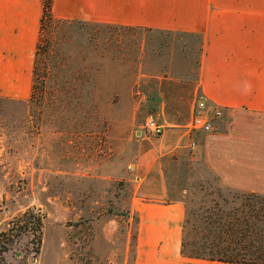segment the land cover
Here are the masks:
<instances>
[{"label": "rangeland", "instance_id": "1", "mask_svg": "<svg viewBox=\"0 0 264 264\" xmlns=\"http://www.w3.org/2000/svg\"><path fill=\"white\" fill-rule=\"evenodd\" d=\"M44 37L52 41L44 93L0 99V264H134L133 165L139 147L170 140L146 134L144 122L154 113L166 131L176 128L165 120L176 119V132H188L196 101L192 84L179 80L196 76L200 41L88 22L49 27ZM169 76L164 110L150 106V93ZM187 146L162 158L170 198L184 201L185 216L214 199L225 206L219 195L227 207L240 205L243 193L223 185L202 151Z\"/></svg>", "mask_w": 264, "mask_h": 264}, {"label": "crops", "instance_id": "2", "mask_svg": "<svg viewBox=\"0 0 264 264\" xmlns=\"http://www.w3.org/2000/svg\"><path fill=\"white\" fill-rule=\"evenodd\" d=\"M43 12L44 0H0V99L25 101L32 95ZM52 12L56 19L127 27L144 35L198 38L196 80L179 82L192 84L190 99L196 101L199 92L223 115L213 133L198 136L194 148L187 131L176 132L182 127L176 119L165 120L176 129L159 136L163 143L170 139L167 145L139 147L133 165V210L140 218L134 264H229L181 255L185 205L170 198L175 192L162 158L167 150H185L189 141L223 185L264 195V0H53ZM145 47L144 37L143 53ZM162 78L147 103L164 110L165 85L174 78Z\"/></svg>", "mask_w": 264, "mask_h": 264}, {"label": "trees", "instance_id": "3", "mask_svg": "<svg viewBox=\"0 0 264 264\" xmlns=\"http://www.w3.org/2000/svg\"><path fill=\"white\" fill-rule=\"evenodd\" d=\"M52 6L53 0H44L41 33L34 64L32 99L37 94L44 93L45 83L41 78L47 75V64L51 62L48 54L52 41L48 43L49 38L45 39L44 32H49V27L57 25L86 23L56 19ZM90 24L107 26L100 23ZM219 196L225 206H221L220 201L214 199V206L201 208L199 213L187 211L183 224L181 255L185 258L229 264H264V195L243 193L236 197L240 205L233 207H227L229 201L223 195ZM196 218L199 219L197 224ZM33 224L36 226L35 232H40L41 219H36Z\"/></svg>", "mask_w": 264, "mask_h": 264}, {"label": "built area", "instance_id": "4", "mask_svg": "<svg viewBox=\"0 0 264 264\" xmlns=\"http://www.w3.org/2000/svg\"><path fill=\"white\" fill-rule=\"evenodd\" d=\"M223 115L217 106L211 105L203 98H198L192 111L188 133L191 136V147L197 146V135L213 133L215 121ZM144 131L151 137H159L164 133L165 127L154 113L147 115L144 122Z\"/></svg>", "mask_w": 264, "mask_h": 264}]
</instances>
